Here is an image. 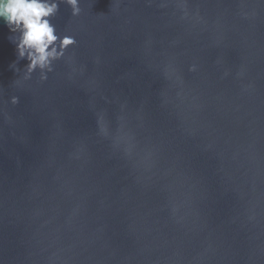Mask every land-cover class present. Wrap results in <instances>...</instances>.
<instances>
[{
	"label": "water",
	"instance_id": "1",
	"mask_svg": "<svg viewBox=\"0 0 264 264\" xmlns=\"http://www.w3.org/2000/svg\"><path fill=\"white\" fill-rule=\"evenodd\" d=\"M58 3L51 72L0 22V264H264V0Z\"/></svg>",
	"mask_w": 264,
	"mask_h": 264
},
{
	"label": "clouds",
	"instance_id": "2",
	"mask_svg": "<svg viewBox=\"0 0 264 264\" xmlns=\"http://www.w3.org/2000/svg\"><path fill=\"white\" fill-rule=\"evenodd\" d=\"M71 8L72 16L80 14L78 0H60ZM58 0H0V22L14 37L15 50L19 59H26L27 79L36 69L51 72V64L60 59L65 49L75 43L73 37H58L51 23L58 11ZM59 40V50L56 42ZM194 70V69H190ZM41 79H47L41 76ZM13 96L9 103L16 105Z\"/></svg>",
	"mask_w": 264,
	"mask_h": 264
}]
</instances>
